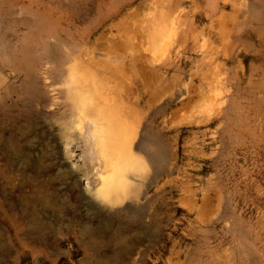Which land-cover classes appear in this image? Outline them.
<instances>
[{
    "label": "rangeland",
    "instance_id": "rangeland-1",
    "mask_svg": "<svg viewBox=\"0 0 264 264\" xmlns=\"http://www.w3.org/2000/svg\"><path fill=\"white\" fill-rule=\"evenodd\" d=\"M71 56L122 61L147 165L102 213L54 113ZM0 77V264H97L99 219L112 264H264V0H0Z\"/></svg>",
    "mask_w": 264,
    "mask_h": 264
},
{
    "label": "bare ground",
    "instance_id": "bare-ground-1",
    "mask_svg": "<svg viewBox=\"0 0 264 264\" xmlns=\"http://www.w3.org/2000/svg\"><path fill=\"white\" fill-rule=\"evenodd\" d=\"M60 62L63 66L61 65L57 73L63 80L62 93L67 102L58 104L59 108L54 110V113L66 114L63 119L70 115V121L66 125L62 124L65 126L63 134L61 133L66 140L65 147L70 149L77 141L78 147L82 149L81 158L84 161L89 160L90 163L95 162L92 169L87 167L85 171L87 183L84 191L99 202L97 209L102 213L104 210L113 209L129 195H138L140 183L137 181H140L147 170V165L133 149L136 132L131 130L129 119L134 104H127L123 95L119 100L115 93L116 76L120 75L124 80L128 78V71L122 67V61L113 56H108L105 60L94 56H71L61 59ZM127 88L128 86H125L124 90L127 91ZM14 105L7 108L8 105L0 104V132L6 126V118L13 113ZM19 130L22 135L29 132L26 129ZM90 163L87 164L91 165ZM29 203L31 204V201ZM34 218V215H29L31 226L36 223ZM108 222L99 219L97 229L88 226L81 233V242H87L89 249L94 251L92 257L97 264H112L113 262H108L107 257H101L100 251L103 247L109 249L122 239L118 233H108ZM109 258L113 259L114 256Z\"/></svg>",
    "mask_w": 264,
    "mask_h": 264
}]
</instances>
